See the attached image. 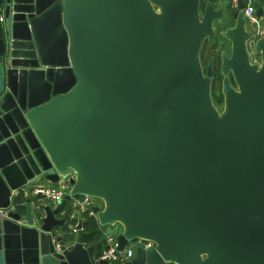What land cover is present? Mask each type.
Segmentation results:
<instances>
[{
    "label": "water",
    "instance_id": "obj_1",
    "mask_svg": "<svg viewBox=\"0 0 264 264\" xmlns=\"http://www.w3.org/2000/svg\"><path fill=\"white\" fill-rule=\"evenodd\" d=\"M227 6L0 0V264H106L93 254L105 237L85 246L67 209L80 195L101 231L121 227L116 254L152 241L124 264H264V33L245 31L244 0ZM214 22L221 111L214 57L200 62ZM66 178L54 204L16 201Z\"/></svg>",
    "mask_w": 264,
    "mask_h": 264
},
{
    "label": "built area",
    "instance_id": "obj_2",
    "mask_svg": "<svg viewBox=\"0 0 264 264\" xmlns=\"http://www.w3.org/2000/svg\"><path fill=\"white\" fill-rule=\"evenodd\" d=\"M254 0H244L245 6L243 8V16L245 18L246 24L251 26H256L258 29V33L264 31L261 28V18L257 17L254 14L253 7ZM238 0H228V5L231 9H236ZM70 184L68 179H62L58 181L57 186L49 185V186H38L33 189L34 195H39L44 199L52 202L53 204L63 198V196L68 192ZM72 200V199H71ZM94 203L92 199L88 195H80L78 198L72 200L71 207L75 209L76 213L78 212H87L89 215H93L90 207ZM75 226V225H74ZM73 226V230H74ZM106 244H108V248H104L100 253L99 259L106 262V264H124V262L134 256V249L136 246L143 247L144 249L152 247V241L145 239H137L134 244H129L124 247L119 254L115 253L116 249V241L114 237L107 236Z\"/></svg>",
    "mask_w": 264,
    "mask_h": 264
},
{
    "label": "flooded vegetation",
    "instance_id": "obj_3",
    "mask_svg": "<svg viewBox=\"0 0 264 264\" xmlns=\"http://www.w3.org/2000/svg\"><path fill=\"white\" fill-rule=\"evenodd\" d=\"M259 2V0H256ZM203 3V0H201V4ZM227 4H228V0H227ZM230 7L227 8L224 10V13L227 15V12L229 11ZM244 18V16H243ZM245 19V18H244ZM226 22V21H225ZM214 30H215V36H214V44L213 45H210L208 44L206 41H204L202 43V46H201V49H200V62H201V65H202V68L204 69L205 65H206V62L209 58L210 55H213L214 59H213V72H212V78H211V99H212V102L213 104L216 106V101H215V98H214V90L215 91H219L221 92V82H220V74H219V71H218V63H219V50L221 49L217 43V41H219V36H218V33H217V22H214ZM234 26V23L231 22V23H226L224 28H229V27H233ZM244 29L245 31H249L251 29V27H249L246 22L244 23ZM259 35V33H258ZM248 43V42H247ZM246 47H247V50H248V44H246ZM224 49H225V53L226 55H229V43L227 41H225V46H224ZM249 51V50H248ZM250 58H251V55H250ZM228 77H229V81H230V84L236 88L234 82H233V79H232V76L230 73H228Z\"/></svg>",
    "mask_w": 264,
    "mask_h": 264
},
{
    "label": "crops",
    "instance_id": "obj_4",
    "mask_svg": "<svg viewBox=\"0 0 264 264\" xmlns=\"http://www.w3.org/2000/svg\"><path fill=\"white\" fill-rule=\"evenodd\" d=\"M259 2L260 3H264V0H259ZM231 23V22H233L231 19H228L226 22H225V24L226 23ZM261 33H264V31H261ZM248 50H249V53H250V55H252V53L253 54H255L254 52H253V48L250 46V48H249V46H248ZM258 55V54H257ZM259 56V55H258ZM253 62H258V61H256V60H252ZM62 179H60L59 181H61ZM31 188H29V189H24V191H21V198H22V203H23V205H27L28 203L26 202L27 201V199H29L30 200V202L32 203V204H35V203H37V202H39L38 200V197H37V195H34L33 194V189L35 188V187H38V186H49V185H53L52 183H50V182H48V181H38V182H32L31 184ZM51 204H53L52 202H50ZM71 204H72V200H70V202H69V204H68V207H67V209H71L72 207H71ZM95 205H97V206H99V207H101L102 208V202L99 200L97 203H95ZM70 206V207H69ZM81 214H82V212H78L77 213V215H78V217L79 218H81L82 219V216H81ZM76 221H77V219H75V220H73L69 225V227H70V230H72L73 232H74V230H73V226L76 224ZM112 230H115L116 231V233H118V232H120L121 231V227L119 226V225H115V226H108L107 227V229L105 230V231H102V235H101V238H104L105 237V239H106V237L108 236V233H109V231H112ZM100 238V239H101ZM99 239V240H100ZM87 245H89V243H85V246H87ZM104 249V246H102V245H100V246H98V247H96L95 249H94V252H93V254H94V257H95V259L96 260H100L99 259V256H100V253L102 252V250Z\"/></svg>",
    "mask_w": 264,
    "mask_h": 264
},
{
    "label": "trees",
    "instance_id": "obj_5",
    "mask_svg": "<svg viewBox=\"0 0 264 264\" xmlns=\"http://www.w3.org/2000/svg\"><path fill=\"white\" fill-rule=\"evenodd\" d=\"M16 201L20 202L22 201V198H19ZM81 216L83 218L81 226L84 232V241L89 244L98 241L101 238L102 231L99 228L97 220L93 216L89 215L87 212L82 213Z\"/></svg>",
    "mask_w": 264,
    "mask_h": 264
},
{
    "label": "rangeland",
    "instance_id": "obj_6",
    "mask_svg": "<svg viewBox=\"0 0 264 264\" xmlns=\"http://www.w3.org/2000/svg\"><path fill=\"white\" fill-rule=\"evenodd\" d=\"M249 46V48H250V46H251V43H250V45H248ZM251 60H256V61H260V58H259V56L257 55V54H253L252 53V55H251V58H250ZM213 95H214V98H215V101H216V108H217V110L218 111H221L222 109H223V95H222V93L220 92V90L219 91H215L214 90V93H213ZM73 200V199H72ZM99 201V199H96L95 200V203H97Z\"/></svg>",
    "mask_w": 264,
    "mask_h": 264
}]
</instances>
